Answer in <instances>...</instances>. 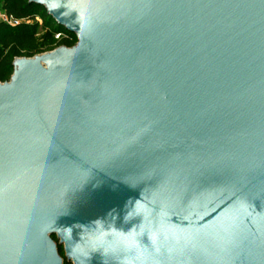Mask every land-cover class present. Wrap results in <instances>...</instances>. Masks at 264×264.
Returning <instances> with one entry per match:
<instances>
[{
	"label": "water",
	"instance_id": "1",
	"mask_svg": "<svg viewBox=\"0 0 264 264\" xmlns=\"http://www.w3.org/2000/svg\"><path fill=\"white\" fill-rule=\"evenodd\" d=\"M29 2L77 40L0 82V264H264V0Z\"/></svg>",
	"mask_w": 264,
	"mask_h": 264
},
{
	"label": "trees",
	"instance_id": "2",
	"mask_svg": "<svg viewBox=\"0 0 264 264\" xmlns=\"http://www.w3.org/2000/svg\"><path fill=\"white\" fill-rule=\"evenodd\" d=\"M0 11L20 20L16 25L0 20V82L9 79L15 58L33 57L61 45L72 46L77 40L76 35L59 25L43 6L29 0H0ZM58 32L66 37L56 39ZM52 238L56 239L54 235ZM58 252L63 264H71L64 257L62 245H58Z\"/></svg>",
	"mask_w": 264,
	"mask_h": 264
},
{
	"label": "built area",
	"instance_id": "3",
	"mask_svg": "<svg viewBox=\"0 0 264 264\" xmlns=\"http://www.w3.org/2000/svg\"><path fill=\"white\" fill-rule=\"evenodd\" d=\"M0 20L3 21V22H6L10 25H16L20 22V20L18 19H15L13 16L11 15H8L7 13L5 12H2L0 11ZM63 37H66V35L62 32H58L55 34V38L56 39H60V38H63Z\"/></svg>",
	"mask_w": 264,
	"mask_h": 264
},
{
	"label": "clouds",
	"instance_id": "4",
	"mask_svg": "<svg viewBox=\"0 0 264 264\" xmlns=\"http://www.w3.org/2000/svg\"><path fill=\"white\" fill-rule=\"evenodd\" d=\"M114 212H115V210H112V211H110L109 213L112 214V213H114ZM90 223L93 224V225H95V224L98 223V221H92V222H90ZM102 235H103V233H102Z\"/></svg>",
	"mask_w": 264,
	"mask_h": 264
}]
</instances>
